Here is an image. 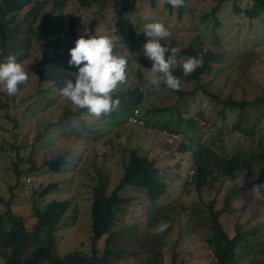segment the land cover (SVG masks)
Listing matches in <instances>:
<instances>
[{"label": "rangeland", "instance_id": "374dc122", "mask_svg": "<svg viewBox=\"0 0 264 264\" xmlns=\"http://www.w3.org/2000/svg\"><path fill=\"white\" fill-rule=\"evenodd\" d=\"M216 1L185 0L184 7L173 8L167 0H155L153 5L143 0L126 12L122 21L117 15L119 7L113 3L82 5L79 0H53L45 4L34 21L35 30L48 16L51 20L57 19L66 38L72 37L73 32L79 37L85 33L114 37L115 54L129 57L127 79L112 94L114 100L120 101L113 110L114 116H96L86 108L78 110L60 91L66 87L67 80L75 82L73 72L47 64L40 76L35 68L41 57V40L38 34L31 37L27 45L29 56L18 61L28 73V82L13 96L0 90V215L6 216L9 209L23 220L26 230L33 231L39 219L38 211L52 201L69 200L62 225L53 232L56 252L60 256L77 251L90 254L92 185L98 181V171L102 181L113 189L122 176V161L127 151L137 149L153 160L158 169L157 179L166 184V193L161 195L159 203L175 207L170 220L163 221L172 227L163 237L156 232L161 222L155 229H146L145 220L151 217V208H146L141 199L128 202L122 225L118 223V231L110 244L113 250H124L125 257L114 258L110 264H171L174 244L182 264H214L205 242L212 234L210 224L197 211H192V207L201 211V201L207 202L216 194L220 180L212 181L200 192L193 186L190 189L184 186L191 172L192 149L213 141L217 149L220 146L225 151L235 149L244 152L246 157L264 148V104L247 108L251 116H245L243 124L255 131L248 136L232 130L237 109L227 108L223 116L222 104L204 92L219 98L231 95L235 99L264 95V13L250 19L245 8L252 0H224L215 13L216 20L211 16ZM234 3L239 7L237 11ZM24 12L21 10L13 23ZM94 20L96 24L91 31L90 22ZM70 22H73L72 28ZM151 22L163 23L171 34L167 43L163 39L161 43L178 48L199 44L219 59L211 61L210 72L202 74L199 80L181 81V90L197 89L185 119L200 112L203 116L198 119L196 129L186 135L172 132L171 128L159 130L146 125V121L164 123L166 118L147 110L172 106L175 100L173 91L163 84L151 93L152 86L146 80L151 68L140 61L147 38L136 39L133 51L124 40L130 30L143 34V26ZM130 90H137L143 96L140 104L131 108L132 115L127 114L132 106ZM122 119L124 123H120ZM183 144L189 149L180 151ZM61 154L67 156L66 163L57 172L49 171L46 161ZM258 172L252 162L243 163L242 170L234 174L233 181L241 188L231 201L235 210L219 218L231 235L235 221L241 223V231L247 234L248 244L238 248L236 264H264V251L260 250L261 247L264 250V199L259 202L251 192ZM52 184L55 186L49 188ZM232 186V182H227L221 193ZM46 188H49L47 192L42 193ZM130 194L137 195V191L130 190ZM255 209L258 211L254 213ZM16 226L6 221L7 229ZM252 229L256 232L251 233ZM47 230L46 227L39 230L34 247L47 246ZM155 237L160 241L156 242ZM104 246L105 235L96 241L97 256L102 254ZM153 249L160 250L155 258ZM5 253V248L0 247V264Z\"/></svg>", "mask_w": 264, "mask_h": 264}, {"label": "trees", "instance_id": "16d2710c", "mask_svg": "<svg viewBox=\"0 0 264 264\" xmlns=\"http://www.w3.org/2000/svg\"><path fill=\"white\" fill-rule=\"evenodd\" d=\"M49 1L53 0H0V41L2 50L0 52V62H6V58L14 54L17 60L25 59L29 56L27 45L34 34L40 36L39 47L41 57L36 63L35 70L41 76L43 75L44 68L47 64L58 66L64 70L71 72H78L76 66H70L71 59L70 50L76 46V41L80 37L76 33H72V37L66 38L63 36L57 19L51 20L48 16L44 18L41 25L35 30L34 21L40 14L41 9ZM143 0H79L84 5L90 2H102L104 5L113 3L117 6L118 17L123 20V15L126 12L132 11L137 4ZM151 5L155 4V0H148ZM224 0H217L211 16L217 20L215 13L221 8ZM184 7V6H183ZM182 8V7H181ZM234 11L238 10V5L233 4ZM25 10L23 16L14 22L15 16L21 11ZM184 10V9H183ZM244 10V9H243ZM242 10V13H244ZM182 11V10H181ZM245 13L248 18L253 19L259 17L264 13V2L262 0H252L249 7L245 8ZM76 21V19L74 18ZM24 27H22V23ZM96 21L90 22V30L93 31ZM70 27H73V22H70ZM22 33L23 36L18 35ZM143 34H136L130 30L126 34L125 42L128 43L129 50L133 51L136 48V39L143 37ZM25 44V46H24ZM163 44V43H162ZM169 47V52L166 57L171 55V48L175 47L173 44H165ZM178 48V47H177ZM179 58L189 57H203L202 66L198 67L192 74L184 76L183 68L180 64L173 70V74L181 79L182 82H194L199 80L202 74L208 73L211 70V61L219 60L218 56L211 50L202 49L201 45L189 44L186 47L179 48ZM116 50V47L114 51ZM142 64L147 67H152V62L144 55L140 57ZM151 93L156 92V88H150ZM171 90V89H170ZM175 95V100L172 106L155 107L153 110L146 112H153L158 114L159 117L166 116L165 122L162 121H146L147 126L157 128L159 130L170 129L172 132H181L186 135L196 129L198 119L203 117L202 113L188 116L189 102L196 95L197 89L191 90H171ZM206 94L217 100L222 104L221 114L225 115L227 108L237 109V119L232 125V130L239 131L244 135L252 136L254 129L247 128L243 124V119L250 118L251 114L247 112V108L251 106L259 107L264 104V95L255 96L252 99L240 98L235 99L231 95L226 98H219L214 93H209L204 90ZM149 93V92H148ZM131 95L132 106L129 107L128 115H132V107L137 106L143 100L142 93L137 90L128 91ZM123 108V107H122ZM128 108V107H127ZM84 111V109H78ZM190 114V113H189ZM112 111L109 116H114ZM151 115V118L153 117ZM177 117L176 119L173 118ZM160 120V119H159ZM125 119L120 120L124 123ZM175 122H177L175 124ZM177 125L179 127L177 128ZM173 126L175 128H173ZM220 142L223 141L220 139ZM213 141L207 144L199 145L198 149H192V166L189 170L187 179H185L184 186L189 188L193 186L197 191H202L212 181H218L219 186L216 194L205 202L201 201L203 208L200 210L192 207V211H197V215L205 217L204 221L210 224L212 234L206 238L205 242L207 247L211 250L214 264H236L235 256L239 247L248 244L247 234L241 231V223L235 221L234 233L231 235L227 232L222 221L219 219L221 215L234 211L231 206V201L239 194L240 187H237L234 180V174L243 168V163L252 162L259 170V175L255 177L252 184H264V148L258 152L249 153L246 157L244 152L238 150L225 151L223 146L218 149L213 146ZM189 149L188 145H181L180 151ZM230 151V152H229ZM126 159L122 161V176L118 179L113 189H109L108 183L102 181V176L99 174L96 184L92 185V203H91V253L85 252H72L64 256L57 254L55 249V239L53 232L60 225L65 218L68 211L69 200H55L47 204L42 211H38L39 216L37 224L34 226L33 231H28L23 225V220L6 209V216L0 215V247L5 248V259L2 264H110L112 259L118 257H125L124 250H113L110 247L111 239L117 233V225L121 223L122 215L127 212L128 202L134 200H142L145 202L146 208H151V217L145 220L146 229L150 230L157 227V223L170 220V214L174 212L175 207L170 203H159L161 195L166 193V184L164 181L157 179L158 169L154 166L152 159L147 155L140 154L137 149H129L126 153ZM67 156L61 154L46 161L49 171L57 172L65 163ZM29 172V170H27ZM227 182H232L233 186L221 193ZM55 184L49 186L54 187ZM46 188L42 193L47 192ZM130 190L137 191V195L130 194ZM264 192V189H262ZM255 195V194H254ZM259 202L263 199H258ZM220 202V206H217ZM6 207L9 205L6 203ZM243 208V207H241ZM258 209L254 210V213ZM164 216V217H163ZM6 221L9 224H17L12 229L6 228ZM122 223L120 224V226ZM42 227L48 230V244L47 246H35L37 233ZM172 225L160 234L171 231ZM152 232V231H151ZM157 232V231H156ZM256 232L255 229L250 231ZM105 235V246L100 256H97L96 241ZM156 242L160 241L159 237H155ZM146 241V240H145ZM144 241V242H145ZM147 243V241H146ZM260 244V243H259ZM34 247V248H33ZM260 250L264 251L262 247ZM152 257L157 256L158 251L153 249ZM179 252L175 249V244L171 253V264H182L183 260L178 259ZM155 260V259H154Z\"/></svg>", "mask_w": 264, "mask_h": 264}, {"label": "clouds", "instance_id": "9594fccd", "mask_svg": "<svg viewBox=\"0 0 264 264\" xmlns=\"http://www.w3.org/2000/svg\"><path fill=\"white\" fill-rule=\"evenodd\" d=\"M173 8L182 7L185 0H167ZM143 35L147 42L143 45L142 51L146 58L152 62L149 70L150 76L146 77L148 84L159 89L163 84L168 89L179 90L181 79L173 74L178 64L183 68L184 76L192 74L203 64V57L179 58L180 49L171 48V55L166 57L169 47L161 43V40L168 41L171 35L166 26L161 22L146 23L143 26ZM76 46L70 50V66H76L78 72L71 75L66 81V87L61 89V95L68 99L73 105L81 109H88L91 114L101 116L110 114L119 106L120 101L113 99V92L119 84L127 79L129 68V57L117 55L114 52L116 45L114 37L109 35L94 36L82 35L75 42ZM127 52V49H126ZM29 80L23 63L18 62L14 54L6 58V62L0 63V90L9 96L16 95L21 85ZM264 184H256L251 192L256 199H264ZM168 225L161 222L156 231L162 234Z\"/></svg>", "mask_w": 264, "mask_h": 264}]
</instances>
